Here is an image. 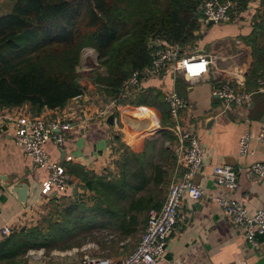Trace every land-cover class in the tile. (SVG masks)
Wrapping results in <instances>:
<instances>
[{
  "label": "crops",
  "instance_id": "crops-1",
  "mask_svg": "<svg viewBox=\"0 0 264 264\" xmlns=\"http://www.w3.org/2000/svg\"><path fill=\"white\" fill-rule=\"evenodd\" d=\"M11 5L10 0H0V16L10 11ZM221 24L207 28L209 23H199V30L195 32L200 40L192 47V53L199 54L198 50L203 49V54L212 57L208 74L198 80L187 81L181 74L172 72L144 75L138 87L130 89L113 107L111 103L115 99L95 83L96 72L93 74V69L83 64V61L97 59L95 50L87 48L81 53L78 68L79 75L85 72L83 77L79 76L83 88L81 99L73 98L62 108L43 109L38 115L28 104L0 107V176L7 177L10 183L28 185L27 201L22 206L0 181V227L10 225L12 233L33 227L45 231L48 221H56L63 208L85 196L80 177L117 179L127 151L140 153L146 140H156L160 146V131L170 124L151 133L153 130L148 131L150 125L143 117H152L156 122L155 114L150 112L154 110L159 117L157 123L162 125V110L167 112L168 109L163 96L175 91L186 101V108L179 111V125L195 133L202 147L201 172L194 180L201 185L203 196L198 200L187 197L182 200L176 230L168 238L165 253L156 264H264V235L257 237L256 247H251L214 201L216 197H232L250 214L264 202V180L246 170L250 164L264 161V137L262 141L259 139L260 134L264 136V92L253 93L258 81L264 79V7L260 1H250L238 17ZM184 53H191L190 47ZM102 71L98 73L103 75ZM224 83L253 93L248 105L221 112V102L212 97L211 92ZM149 92L159 93L160 107L140 105L141 97ZM142 108L150 110L137 111ZM109 114L114 115L112 127L106 124ZM34 116L70 126L63 132L65 141L61 147L50 142L45 145L49 160L61 164L70 176L69 185L63 191H56L48 183V171L35 167L14 142V122L20 117ZM244 134L250 137L251 152L241 156L239 139ZM174 143L173 136V141H166L163 146L170 153V163H174ZM225 165L237 172L238 189L233 193L222 187L215 177V169ZM75 185L76 197L73 196ZM91 198L85 200L87 206L93 205L95 198L93 195ZM141 233L132 237L135 241H129L128 237L118 242V245L131 246L114 259L128 254ZM80 258L81 252L74 248L65 251L37 248L26 253L22 264H79Z\"/></svg>",
  "mask_w": 264,
  "mask_h": 264
},
{
  "label": "trees",
  "instance_id": "trees-1",
  "mask_svg": "<svg viewBox=\"0 0 264 264\" xmlns=\"http://www.w3.org/2000/svg\"><path fill=\"white\" fill-rule=\"evenodd\" d=\"M202 1L13 0L11 11L0 16V107L28 104L38 115L82 95L78 68L87 48L95 50L104 69L103 75L96 73L95 83L116 98L132 71L150 64L156 49L152 42L182 50L197 46ZM232 1L246 9L249 0ZM260 5L264 7V0ZM139 103L160 107V95L149 92ZM162 112L165 127L169 112ZM160 135V146L146 140L140 153L129 150L123 155L117 179L80 177L85 196L95 198L92 206L80 198L63 208L56 221H48L45 231L18 230L0 241V264H22L30 249L68 248L87 238L95 242L96 235L97 244L118 245L143 232L147 211L160 209L165 201L174 167L163 147L173 141L172 133L166 129Z\"/></svg>",
  "mask_w": 264,
  "mask_h": 264
},
{
  "label": "built area",
  "instance_id": "built-area-1",
  "mask_svg": "<svg viewBox=\"0 0 264 264\" xmlns=\"http://www.w3.org/2000/svg\"><path fill=\"white\" fill-rule=\"evenodd\" d=\"M260 0H249L248 2ZM199 22L215 24L229 22L241 14V9L232 0H203L197 8ZM186 49V48H185ZM178 45L157 47L151 54V62L143 70L132 71L129 78L120 89L111 105L122 99L126 93L137 88L144 75L159 76L166 72L181 74L187 81L205 77L212 65L210 54H185ZM96 59V58H93ZM101 87V86H100ZM264 92V79H260L253 93ZM251 92L239 91L230 84L224 83L211 92V96L221 102V112L225 113L233 107L247 106ZM81 99L82 95L75 97ZM163 101L168 106L169 118L172 122L166 129L175 138L173 146L174 168L165 201L160 209L150 208L146 213V223L138 242L133 249L119 260L105 257H95L90 254L81 255L79 264H156L164 255L168 238L175 232L179 221V209L182 200H198L203 196L202 187L195 182V177L201 172L203 151L197 135L183 130L179 125V111L186 108V101L175 91L165 93ZM100 112V114H104ZM70 126L58 122H46L40 117H20L14 122L13 139L22 152L30 158L35 167L48 171V183L56 190H65L70 181L66 169L59 163L51 162L45 149L47 143L61 147L65 141L64 131ZM263 134L259 139L263 140ZM250 137L244 134L239 139V153L249 155ZM249 173L259 180H264V161L250 164ZM215 177L219 184L228 192L238 189L237 172L231 166L215 169ZM217 206L224 212L233 225L238 228L245 241L256 247L257 237L264 235V202L259 209L250 214L246 207L232 197L214 199ZM12 233L10 225L0 227V238H6Z\"/></svg>",
  "mask_w": 264,
  "mask_h": 264
},
{
  "label": "rangeland",
  "instance_id": "rangeland-1",
  "mask_svg": "<svg viewBox=\"0 0 264 264\" xmlns=\"http://www.w3.org/2000/svg\"><path fill=\"white\" fill-rule=\"evenodd\" d=\"M10 1L12 2V5H11V9H12L13 0H10ZM11 9H10V11H11ZM3 15H5V14H3ZM218 25H222V24H218ZM212 26L213 25H208L207 28H211ZM193 51H194V48L190 47V52H193ZM83 64H85V66L88 68H92L93 74L95 72L98 73V71L103 73L102 70H104V69L99 65V63L97 62V59H93L92 61L89 59L86 63L83 61ZM84 73L85 72H83V71L80 72L81 77H83ZM158 119H159V117H158ZM156 122H158V121L156 120ZM167 124H171L170 120L169 121L167 120ZM162 128L163 127L161 126V124L160 125L158 124V127L156 128V130L151 131V133H155L159 130H162ZM91 197L92 196L89 194H87L86 196H83V199L81 198L82 203H86V201H89L90 199H92ZM94 233H96V232H94ZM94 235H96V234H94ZM98 238H99V235H96L95 242L92 239L87 238L86 241H84L82 243V245H72V247H68V248L63 247L65 245H62L61 247H63V248L60 250L65 251V250H70V249L74 248L76 250H79L81 252V255L90 254L91 256H95V257H105V258H109V259H114V258L119 257V256L123 255L124 253H126L129 249V246H131V245H128L126 243H125V245H114V244L111 245L110 243H107V245H102V244L100 245V244L96 243L97 242L96 239H98ZM135 240H136L135 238H131L129 241H135ZM137 242H138V240H137Z\"/></svg>",
  "mask_w": 264,
  "mask_h": 264
},
{
  "label": "water",
  "instance_id": "water-1",
  "mask_svg": "<svg viewBox=\"0 0 264 264\" xmlns=\"http://www.w3.org/2000/svg\"><path fill=\"white\" fill-rule=\"evenodd\" d=\"M210 25H214L215 23L213 21L208 22ZM155 48H157V45L155 42L151 43ZM199 54H203L204 50L200 49L198 50ZM113 120H114V115L109 114L106 118V124L109 126H113ZM214 119L212 118L209 123H211ZM0 181L2 182L4 189L10 193L12 196H14L17 201L22 205L25 206L27 197H28V185L25 183H10L7 181V177H1L0 176ZM77 195V185L74 187L73 191V196Z\"/></svg>",
  "mask_w": 264,
  "mask_h": 264
},
{
  "label": "bare ground",
  "instance_id": "bare-ground-1",
  "mask_svg": "<svg viewBox=\"0 0 264 264\" xmlns=\"http://www.w3.org/2000/svg\"><path fill=\"white\" fill-rule=\"evenodd\" d=\"M143 118L150 125V127H148V131H151V130H154V129L157 128L158 124H157V122H155V119L154 118H152V117H143Z\"/></svg>",
  "mask_w": 264,
  "mask_h": 264
}]
</instances>
